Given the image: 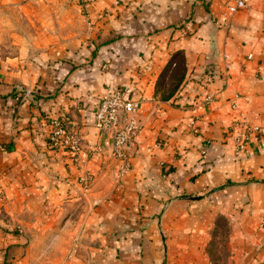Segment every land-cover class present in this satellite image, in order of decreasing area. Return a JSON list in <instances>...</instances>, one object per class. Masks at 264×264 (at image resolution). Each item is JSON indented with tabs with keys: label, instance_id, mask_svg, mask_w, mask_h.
<instances>
[{
	"label": "crops",
	"instance_id": "1",
	"mask_svg": "<svg viewBox=\"0 0 264 264\" xmlns=\"http://www.w3.org/2000/svg\"><path fill=\"white\" fill-rule=\"evenodd\" d=\"M49 1L41 8H80ZM114 1L85 3L87 32H72L74 22L64 35L77 41L71 49L31 61L21 60L30 44L17 55L0 51V220L17 218L26 234L0 231L2 258L64 264L68 254L65 264H86V253L92 264H210L206 245L222 230L223 264H264V0L234 13L227 0ZM176 50L186 70L162 99L155 83ZM80 53V67L46 64ZM115 90L137 100L140 127L124 144L126 165L94 122L98 95ZM60 115L82 138L79 160L47 144V120ZM85 171L92 182L83 194Z\"/></svg>",
	"mask_w": 264,
	"mask_h": 264
},
{
	"label": "rangeland",
	"instance_id": "2",
	"mask_svg": "<svg viewBox=\"0 0 264 264\" xmlns=\"http://www.w3.org/2000/svg\"><path fill=\"white\" fill-rule=\"evenodd\" d=\"M22 1L25 3V7L22 2H14L16 5V8H14V6L9 7L5 5L8 2H5L4 0H0V51L2 52V54H8V55L21 54L22 45L30 44V46L28 47L27 58H21V60L25 61V59H27L31 61L33 56H38V53L41 51L47 52L51 48L54 49L53 50L54 52L59 49L60 50L71 49L74 41L71 40L70 38L64 37V35L73 29L72 24L74 22H77L79 24L75 26V29L72 30V32H78L80 34L87 32V30L85 29V24H84L86 22L83 19L82 13H84L85 11L84 10L85 3L91 2L93 0H74L77 4H80V8L71 9L72 11L70 15H68L69 11L64 12L63 8L62 10H59V12H55V10H53L50 7L41 8L42 3H40V0H22ZM47 1L49 0H45V2ZM59 1L65 2L66 0H59ZM3 2L5 4H3ZM114 2L118 3V0L117 1L115 0ZM68 3H71V2L68 1ZM109 12H111L110 8H105L103 10V14H107ZM51 17L52 19L46 20V18H51ZM50 33L57 34L59 39L55 41L45 40L44 35H48ZM19 34L25 37V41H20L18 39ZM36 36H39L42 38V41L40 42L41 47H38V42L35 39ZM76 42L77 41H75L74 44ZM81 47H82V44H79L76 46V49H80ZM47 59H44V61H46ZM34 60L35 59H33V61ZM55 62H66V63H71L72 67H80L83 64V55H81L80 53V56L75 55L74 57H72L71 55V56H62V57L52 58V59L49 58L46 61V64H54ZM106 66H107L106 63L103 62L101 65V68L105 70ZM13 67H16V66H13ZM62 91H63V88L61 87V84H60L54 87L52 91H50V93L46 95V97L56 96ZM115 91H118V90H115ZM105 94L101 95L100 93L98 95L97 97L98 100L96 101V105H95L94 112H93L94 122L96 126L98 127L99 132L102 134H105V133L101 132L99 126L96 123L95 110H96L100 97L104 96ZM79 103H81V99L77 97L76 103L74 106H76V104L78 105ZM56 120H58V122L61 125L67 128L70 131V133L73 134L78 139V142H79L78 146L80 147L77 152V155H73L72 152L65 145H62L60 143L59 145L52 144L50 140V134L52 132L53 127H55ZM47 123H48V128H49L47 136H46L47 144H49L51 147L64 148L65 150L68 151L70 157L74 161L79 160V155L83 148V141H82L80 134L73 127L72 123H70L69 120L65 116H62V115L57 116L52 119L50 118L49 120H47ZM105 135L108 136L107 134ZM109 144L112 147V141L110 137H109ZM111 152H113L112 154H115L116 157H118V155L113 151V149H111ZM125 159L126 158H122V160H124L123 161L124 165H126V161H127V159L126 160ZM91 179H92L91 174L88 171H85L84 173L78 176V182L81 184L83 194L89 191L90 184L92 182ZM219 220L221 224L226 223L225 218H219ZM23 228L24 226L17 218L6 217L0 220V231H2L3 234L7 233L5 231H10L14 233L16 232V234L26 235L22 230ZM78 241L83 242L84 239L79 237ZM226 241H227V233L223 232L222 230L218 232V234H214V236L209 238L208 243L206 245V251L211 261L210 264H223L224 259L226 255L228 254V250L226 247ZM38 251H39L38 248L32 247L31 249V253H33L34 255ZM2 255L3 253H0V264H24L22 262L18 263L16 261L8 259L12 256L11 254L8 255V257L6 256L5 258H2ZM85 256H87L86 264H92V260L90 259V256L88 254L86 255V253H85ZM49 258L53 259L52 257H48V259ZM65 259L66 260L68 259V254H65ZM65 259H64V264L66 262ZM52 262L53 261H49L46 259V262L43 264H56ZM27 264H41V263L39 261L36 262L33 259L31 260V262H28Z\"/></svg>",
	"mask_w": 264,
	"mask_h": 264
},
{
	"label": "built area",
	"instance_id": "3",
	"mask_svg": "<svg viewBox=\"0 0 264 264\" xmlns=\"http://www.w3.org/2000/svg\"><path fill=\"white\" fill-rule=\"evenodd\" d=\"M248 0H227L226 10L228 13H234L246 7ZM250 56V54H248ZM226 59L228 58L225 54ZM207 94L203 100L195 99L196 106L209 100ZM233 106V105H232ZM137 100L125 96L121 91H111L101 96L96 110L95 120L101 132L107 134L112 141L113 151L121 158H126L124 144L133 139L139 130L140 123L136 116ZM258 126H251V130L257 131ZM236 150L242 149L249 140L248 133L243 136H236ZM50 140L54 145H65L73 155H77L79 150L78 139L70 131L61 125L58 120L55 121L50 134Z\"/></svg>",
	"mask_w": 264,
	"mask_h": 264
},
{
	"label": "trees",
	"instance_id": "4",
	"mask_svg": "<svg viewBox=\"0 0 264 264\" xmlns=\"http://www.w3.org/2000/svg\"><path fill=\"white\" fill-rule=\"evenodd\" d=\"M185 70L186 62L182 50L174 51L158 75L155 94H158L162 99L169 98L182 81Z\"/></svg>",
	"mask_w": 264,
	"mask_h": 264
}]
</instances>
